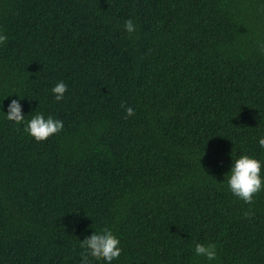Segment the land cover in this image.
I'll list each match as a JSON object with an SVG mask.
<instances>
[{"label":"trees","instance_id":"obj_1","mask_svg":"<svg viewBox=\"0 0 264 264\" xmlns=\"http://www.w3.org/2000/svg\"><path fill=\"white\" fill-rule=\"evenodd\" d=\"M0 32V264H80L104 225L112 264H264V190L226 186L232 156L264 160V0H0ZM17 94L63 129L5 119Z\"/></svg>","mask_w":264,"mask_h":264},{"label":"clouds","instance_id":"obj_2","mask_svg":"<svg viewBox=\"0 0 264 264\" xmlns=\"http://www.w3.org/2000/svg\"><path fill=\"white\" fill-rule=\"evenodd\" d=\"M124 28L129 34L135 31L136 23L131 16L125 19ZM6 40V34L0 32V44H3ZM260 50L264 52V44L260 45ZM67 87V84L61 80L51 88V93L56 102L64 99ZM17 95L19 99H12L6 112L2 110L5 119L23 124L25 133L37 142L46 141L50 136L63 129L64 124L61 119H57L52 115L45 116L43 112H36L30 119L25 121L23 105L21 104L23 98L19 94ZM126 111L132 114L134 112L133 106L128 105ZM257 143L259 148L264 150V135L257 137ZM262 167H264V160L257 158L256 155L245 153L235 159L232 156L230 169L226 173L228 190L244 203L251 205L254 194L264 190ZM244 215L250 217L252 212L245 211ZM80 244L84 249L81 253L80 264H92L89 254L97 259L102 258L104 264H112L114 260L119 259L122 252L119 237L114 234L108 225H104L100 229H94L90 234L85 235L83 240H80ZM194 253L196 256L205 257L208 261L217 258V248L214 243H197Z\"/></svg>","mask_w":264,"mask_h":264}]
</instances>
